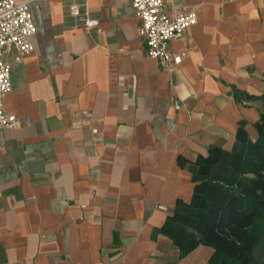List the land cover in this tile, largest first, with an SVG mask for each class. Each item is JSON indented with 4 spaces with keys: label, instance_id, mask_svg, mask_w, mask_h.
<instances>
[{
    "label": "crops",
    "instance_id": "crops-1",
    "mask_svg": "<svg viewBox=\"0 0 264 264\" xmlns=\"http://www.w3.org/2000/svg\"><path fill=\"white\" fill-rule=\"evenodd\" d=\"M164 7L199 15L172 68L148 56L132 0L30 3L35 49L5 54L18 124L0 128V264H212V246L180 257L161 228L192 199L190 163L231 148L241 122L258 137L264 0Z\"/></svg>",
    "mask_w": 264,
    "mask_h": 264
},
{
    "label": "trees",
    "instance_id": "trees-1",
    "mask_svg": "<svg viewBox=\"0 0 264 264\" xmlns=\"http://www.w3.org/2000/svg\"><path fill=\"white\" fill-rule=\"evenodd\" d=\"M254 125L257 139L241 122L231 148L214 145L189 164L192 199L178 200L161 228L180 257L205 244L215 249L212 264H264L255 257L264 222V109Z\"/></svg>",
    "mask_w": 264,
    "mask_h": 264
},
{
    "label": "built area",
    "instance_id": "built-area-1",
    "mask_svg": "<svg viewBox=\"0 0 264 264\" xmlns=\"http://www.w3.org/2000/svg\"><path fill=\"white\" fill-rule=\"evenodd\" d=\"M33 1L0 0V128L15 127L18 124L17 115L7 112L5 108V98L12 89V65L5 54L9 45H14L22 56L34 51L31 36L36 32V25L30 11V3ZM132 6L141 20L139 31L146 38L148 56L159 60L165 68L179 64L186 51L173 52L170 42L182 38L188 28L198 22L197 11L183 8L176 14H170L165 10L164 0H132ZM70 12L79 16L80 5L72 3ZM84 21L89 27L99 24L97 19L88 15Z\"/></svg>",
    "mask_w": 264,
    "mask_h": 264
},
{
    "label": "rangeland",
    "instance_id": "rangeland-1",
    "mask_svg": "<svg viewBox=\"0 0 264 264\" xmlns=\"http://www.w3.org/2000/svg\"><path fill=\"white\" fill-rule=\"evenodd\" d=\"M259 242L255 247V257L258 261L264 262V222L258 227Z\"/></svg>",
    "mask_w": 264,
    "mask_h": 264
}]
</instances>
